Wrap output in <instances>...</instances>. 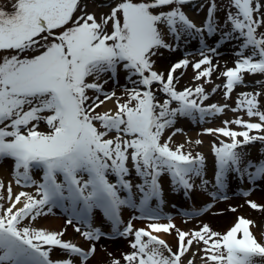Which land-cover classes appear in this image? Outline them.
I'll return each mask as SVG.
<instances>
[{"label": "snow or ice", "instance_id": "1", "mask_svg": "<svg viewBox=\"0 0 264 264\" xmlns=\"http://www.w3.org/2000/svg\"><path fill=\"white\" fill-rule=\"evenodd\" d=\"M195 3L106 0L99 6L109 11L99 18L87 11L84 0H13L11 11L0 7V162H13L17 186L35 189L34 194L21 191L13 197L12 184L6 187L0 181V201L8 204L0 203V264H75L76 260L87 264L102 238L129 240L132 251L113 258L111 264L121 260L184 264L183 257L193 246L203 253L204 264H264V240L254 235L253 221L237 217L224 233L208 224L184 231L162 213L165 175L175 193L190 198L193 191L201 190L213 200L227 197L217 196L208 186L223 191L229 176L253 184L264 182V159L254 162L244 150L257 142L264 145L259 99L264 93L260 91L239 93L236 107L231 108L259 122L237 116L223 120L222 127L205 129L216 136L211 146L213 181L206 178L204 155L186 151L184 143L173 146V137L183 132L175 128L179 118L204 123L229 108L227 103L206 105L210 96L203 85L178 90L177 70L191 65L194 81L211 83L220 67L218 61L213 63L219 49L238 41L234 67L217 77L226 80L225 101L237 87L246 86L244 74L264 75V0H229L223 24L216 16L223 10L217 0H205L208 11L202 26L183 10ZM206 37L218 38L209 46ZM193 40L199 43L195 54L201 59L183 58L171 65L166 76L156 69L161 50L176 52L182 43ZM121 73L124 85H120ZM109 82L120 86L121 95L105 88ZM220 87L216 85L212 93ZM109 101L114 109L98 111ZM230 124L244 130H232ZM42 125L45 131L40 130ZM168 129L174 131L165 138ZM36 172L41 173L39 181ZM133 173L140 181L135 186ZM247 203L261 210L257 203ZM211 207L208 204L189 215L196 218ZM55 208L70 213L65 223L90 243L87 250L62 239L66 227L51 231L32 226ZM123 209L138 215L125 223ZM94 210L102 211L110 232L94 227ZM162 218L167 223H160ZM137 219L149 223L135 228ZM173 232L176 251L161 236ZM57 249L64 259L51 258ZM198 254L193 252L187 264H195Z\"/></svg>", "mask_w": 264, "mask_h": 264}, {"label": "rangeland", "instance_id": "2", "mask_svg": "<svg viewBox=\"0 0 264 264\" xmlns=\"http://www.w3.org/2000/svg\"><path fill=\"white\" fill-rule=\"evenodd\" d=\"M13 0H0V7L5 8L8 11H11V3ZM84 2L87 4V11L89 13H95L97 18L100 17V15L103 12L109 11L107 7H100L99 5H102L106 2V0H84ZM205 3V0H196L195 4H189L184 7V11L186 14H188L189 18L192 19L198 26H202L205 17L207 15L208 11V5L205 3V7L203 10H200L199 5ZM229 0H217V6L220 10L216 13L217 19L220 24H223L225 20V10L227 9ZM264 31V29H262ZM218 37H214L213 39H207V43L209 46H212L214 43V40ZM169 43H172V40L168 37H166ZM239 42L238 41H232L231 43H226L224 46H222L219 49V56L215 57L213 59V63L219 62L220 67L213 73L211 77V83H205L204 80L200 81H194V76L196 73L193 71V68L191 65L185 70L180 69L177 70L176 73H174L175 77H178V79L175 81L177 89L183 90L185 87H191L195 88L198 85H203L205 88V91L207 94H209L210 99L205 102L206 105L210 104H217L219 106H223L225 103L229 105V108L225 110L224 114L217 115L215 117H212L208 120H206L204 123L195 122L193 120L187 119V118H179L175 124V128H181L183 129L182 133H178L175 137H173V146L177 144L184 143L185 144V150L191 151L193 155H195L197 152L201 153L206 158V178L209 181H213L214 176V158L211 151V146L214 142H216V136L215 135H208L205 133V129L208 128H219L222 127V121L223 120H233L237 116L243 117L244 120L249 122H259L257 118H252L249 120V118L246 116L243 112H237L233 113L231 111V108L236 107V101L239 98V93L241 92H248V91H260L261 93H264V75H251V74H244L245 75V85L244 87H237L230 96V99L225 101L224 99V93L226 89L223 88V85L225 84L226 80L223 77L217 78L220 74V72H223L224 70L228 68L234 67V60L236 57L234 56V51L236 50V46ZM199 48V43L196 40L191 41L190 43L181 45V48L176 52H169L165 50H161L163 52L162 56L156 58V69L158 71L164 72L165 76L167 75V72L170 70L171 65L180 61L183 58H188L189 60L195 62L196 60L201 59L199 55H196ZM192 53L193 55H189ZM181 73H183L181 75ZM186 77V79L183 80V78ZM120 85L125 84L124 80V74L121 73L119 77ZM257 81L260 83L257 84ZM220 85L221 87L215 92V94L212 93V89L216 86ZM106 89H114L117 93V95H121V89L120 86H114L112 82H109L105 86ZM92 93L89 92V95ZM158 95H160L158 93ZM103 99V97H101ZM126 99V97H125ZM161 99L163 97L161 96ZM260 107L261 110H264V94H262L260 97ZM123 102V101H122ZM175 106V105H173ZM112 108H115V105L113 103ZM106 110L103 109V106L101 109H98V111ZM229 127L232 130L236 131H242L244 129L237 127L235 124H230ZM41 131H45L46 128L42 125L40 128ZM174 131V129H168L165 132V138L171 134V132ZM256 134L255 132H251L250 135ZM242 139V138H241ZM201 140L203 143L200 145H196L195 141ZM187 141H191V143H187ZM245 151L250 153V159L254 162H258L261 159H264V145H261L259 142L248 145L244 149ZM130 166V165H129ZM0 169L4 171V173L7 176H1L0 173V181H2L5 186L7 187L6 181L9 179H13V162L10 159H6L2 162H0ZM41 173L36 172L34 173V178L39 181L40 180ZM111 182H115V177L110 176L109 177ZM14 180V179H13ZM132 182L133 185L139 183V179L135 177V173H133L132 176ZM161 183L163 186V199L164 204L162 206V213L163 216H171L172 221L175 223V221H179L181 223L182 227L180 229L184 231H189L191 229H198L199 226L202 224H208L214 231L224 233L226 232L232 224H234L237 220V217H244L254 222L255 227L252 229L254 235L257 237L258 240H264V182L257 181L256 183H250L245 178L243 180L237 179L235 176H229L226 181V187L223 191H217L214 187H212V184L208 186V190L211 192H216L217 196L223 197L226 196L227 199H216L213 200L211 197L201 191L196 190L191 193V199L194 201H197L199 199V209L204 208L206 205L211 204L212 207L202 215L191 218L190 212L194 211L188 208H175V210L171 211V206L178 205L181 202H186L189 197H185L182 192L175 193L171 187V182L167 175L161 178ZM199 184V180L196 182ZM27 190V192L34 194L35 189L34 188H24ZM33 189V190H32ZM135 191V187L133 189ZM248 192L250 193L248 196H244L243 193ZM6 188L3 191V195L5 196ZM123 195V194H122ZM181 196L182 198L179 199L177 196ZM194 195L197 197L195 198ZM253 201L261 206V210H253L248 206L247 201ZM0 203H4L3 201H0ZM181 207H184L183 205H180ZM230 208H236V212L229 211ZM53 210H57L56 208ZM61 210V214H59L60 217H62V229L65 227L67 228V231L65 232L66 239L65 241H73L76 238L83 239L79 233H76L71 225H66L65 221L70 216V213H67L64 208H59ZM128 211L129 218L126 220L124 219L125 223L131 219L133 216L138 215L137 212L133 211L132 209H125ZM102 212L101 210H99ZM188 213V214H186ZM222 214L227 215V220L220 223L223 220H217L221 219L219 218ZM217 217L216 219H214ZM104 218V217H103ZM40 219V218H39ZM39 219L34 222L32 225L33 227L36 226ZM105 219V218H104ZM217 220V221H216ZM160 223H167L166 219H161L159 221ZM28 222L25 221V224ZM108 222L102 221V219L97 221V224L94 227H99L102 229V231L105 232L106 224ZM149 223V221L144 220H133V224L135 228H143L145 225ZM177 226V225H176ZM73 237H72V236ZM80 237V238H79ZM171 238L173 240L169 241V245L172 247L173 251H176L177 249V240H176V234L175 232L172 233ZM102 238L101 240H103ZM111 239H121V238H110ZM108 240V239H106ZM175 240V241H174ZM126 242V250L125 251H119L120 253L112 252L114 250H111L112 256L110 257L105 256L102 257L101 252L99 251L98 245H96V252L95 255L87 262V264H111V260L113 258H120L123 253H130V250H127L129 247V240L124 239ZM75 243V242H74ZM90 247L89 242H85ZM78 246V242H76ZM81 247V246H80ZM87 248V249H88ZM83 249L87 250L85 247ZM54 253H56V257L53 260H62L65 258V256L60 252V250H54ZM100 252V254H99ZM193 252H198L199 254L195 257V264H204V261L200 259V256L203 255L202 252H199V249L196 246H193V248L183 257L184 264H187V261L189 258L192 257ZM75 259V258H74ZM75 264H79V261L76 260ZM121 264H124L123 260H121Z\"/></svg>", "mask_w": 264, "mask_h": 264}, {"label": "bare ground", "instance_id": "3", "mask_svg": "<svg viewBox=\"0 0 264 264\" xmlns=\"http://www.w3.org/2000/svg\"><path fill=\"white\" fill-rule=\"evenodd\" d=\"M186 79V77L183 78V80ZM112 105H113V102L109 101L107 102V104L105 106H103V109H113L112 108ZM0 173H1V176H7L4 171L2 169H0ZM9 183L12 184V189H13V197L15 195H17L19 192L21 191H26L24 188L20 187V186H17L15 184V181L13 179H9L6 181V184L8 185ZM33 190V189H32ZM7 197V192L5 193V198ZM179 199H181L182 197L179 195L177 196ZM195 198H197L195 195H194ZM4 202V206L7 207L8 204L6 203V201H3ZM199 199L197 201H194L192 200L191 198H189L186 202H181L180 204L178 203V205L175 207L171 206V211L175 210V208H188V209H191V210H199V206H197L199 204ZM180 205H183L184 207H181ZM19 207V206H18ZM57 210H53L51 214H49L48 216L46 217H41L39 219V221L37 222L36 226L37 228H44V229H47V230H51V231H60L62 230V217L59 216V214L63 213L61 212V210H59V208H56ZM129 216H128V211L123 209L122 210V219H128ZM217 217H215L214 219H216ZM219 218L221 219H217V220H223L221 221L220 223L224 222L225 220H227V215L226 214H222ZM102 219V221L106 222V220L103 218V213L100 212L99 210H94V215H93V222L94 224L96 225L97 224V221ZM216 220V221H217ZM175 224L177 225V227H182L181 223H179V221H175ZM233 225V224H232ZM105 231H108L110 232V226L109 224L107 223L106 224V228H105ZM72 236V235H71ZM162 238L166 239V241L169 243V241H172V238H171V235H165V234H161ZM73 237V236H72ZM66 235H64L62 237V239H66ZM80 238V237H79ZM175 241V240H174ZM71 242H78V244H80L81 248L85 247L86 249L88 248L87 244L85 243L86 241L84 239H78L76 238L75 240L71 241ZM96 245H98L99 247V251L101 252L102 254V257H105V256H108V253H112V252H115V254L118 252L120 253L121 251H125L126 250V242L124 241L123 238L121 239H103V240H100ZM111 250H114L111 252ZM127 250H130V252L132 251V249L130 247H128ZM120 251V252H119ZM99 252V254H100ZM56 257V253L52 252L51 254V258L54 259Z\"/></svg>", "mask_w": 264, "mask_h": 264}]
</instances>
